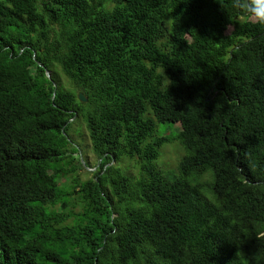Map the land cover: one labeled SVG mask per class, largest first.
I'll return each instance as SVG.
<instances>
[{
	"label": "trees",
	"instance_id": "obj_1",
	"mask_svg": "<svg viewBox=\"0 0 264 264\" xmlns=\"http://www.w3.org/2000/svg\"><path fill=\"white\" fill-rule=\"evenodd\" d=\"M82 121L100 168L63 187ZM0 264H264V28L231 0H0Z\"/></svg>",
	"mask_w": 264,
	"mask_h": 264
},
{
	"label": "rangeland",
	"instance_id": "obj_2",
	"mask_svg": "<svg viewBox=\"0 0 264 264\" xmlns=\"http://www.w3.org/2000/svg\"><path fill=\"white\" fill-rule=\"evenodd\" d=\"M49 76L51 77V73H49ZM52 81L59 86L64 84L70 91L80 94L78 89L74 88L69 83L67 84V79L63 75L52 72ZM86 103H88V100ZM180 129L181 126L179 123L159 124L155 135V137L167 136L171 139L170 143L161 147L159 157L154 163L156 169L161 172L163 178L166 180H171L179 174L178 168L180 161L186 155L184 147L177 138ZM68 138L71 142V156L68 158V161L63 163L60 167L64 170L74 169L75 173L70 174L63 180L62 185L67 188L72 186L73 181H75L74 178L79 179L81 182L92 178L93 174L99 170L101 163L93 152L84 122H75L72 124L68 131ZM118 164L128 177L132 179L139 177L140 168L136 160L131 161L122 159ZM194 182L206 186V189L202 190V194L209 200L210 192L208 188L212 182L211 175L207 174L202 177L194 178ZM70 201L71 209L79 212L81 207L78 204L79 200L76 192L71 195Z\"/></svg>",
	"mask_w": 264,
	"mask_h": 264
},
{
	"label": "clouds",
	"instance_id": "obj_3",
	"mask_svg": "<svg viewBox=\"0 0 264 264\" xmlns=\"http://www.w3.org/2000/svg\"><path fill=\"white\" fill-rule=\"evenodd\" d=\"M231 7L264 28V0H231Z\"/></svg>",
	"mask_w": 264,
	"mask_h": 264
},
{
	"label": "water",
	"instance_id": "obj_4",
	"mask_svg": "<svg viewBox=\"0 0 264 264\" xmlns=\"http://www.w3.org/2000/svg\"><path fill=\"white\" fill-rule=\"evenodd\" d=\"M47 75L49 76V73H47ZM79 100H80V102L86 103L88 99L85 97V95L80 94Z\"/></svg>",
	"mask_w": 264,
	"mask_h": 264
}]
</instances>
